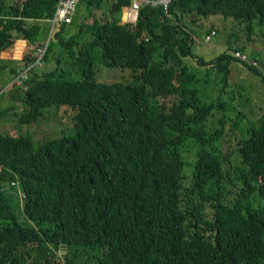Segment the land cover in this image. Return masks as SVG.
I'll return each mask as SVG.
<instances>
[{
	"label": "trees",
	"instance_id": "obj_1",
	"mask_svg": "<svg viewBox=\"0 0 264 264\" xmlns=\"http://www.w3.org/2000/svg\"><path fill=\"white\" fill-rule=\"evenodd\" d=\"M58 1L0 0V77L37 59L30 50L45 47ZM130 5L81 0L85 20L51 31L43 62L54 68L34 67L17 90L20 126L64 108L73 133L38 142L0 133V264H264V106L237 130L249 97L228 118L222 93L232 65L264 84L233 52L262 54L229 34L226 51L206 60L193 40L228 26L249 41L264 0H172L168 14L144 5L121 23ZM104 68L124 80L102 82ZM211 79L216 102L203 97Z\"/></svg>",
	"mask_w": 264,
	"mask_h": 264
},
{
	"label": "rangeland",
	"instance_id": "obj_2",
	"mask_svg": "<svg viewBox=\"0 0 264 264\" xmlns=\"http://www.w3.org/2000/svg\"><path fill=\"white\" fill-rule=\"evenodd\" d=\"M6 5H10L14 3L17 0H4ZM171 4V3H170ZM79 5V4H78ZM85 8L82 6H79L74 15L72 20L76 21L75 24H80L82 21L85 20ZM84 18V19H83ZM92 20L91 18H86V23H90ZM213 21V20H212ZM215 22V20L213 21ZM51 26H49L48 36L46 39H43V42H45V47L48 43V40L50 38L51 32H50ZM75 32V29L73 30ZM77 31V30H76ZM213 31V30H212ZM211 32V31H209ZM207 32V33H209ZM216 33V31H214ZM241 30L238 31L233 27H228L225 31V34H219V37L212 40L211 43H217L219 40L223 41L225 43V38L227 39L229 34H232L233 41L231 44H236L239 46H242V44L251 45L250 48H254L262 54V57H264V24L262 26L255 25L253 30V35L251 36L250 40H246L247 37L241 34ZM206 34V33H205ZM203 35V33H201ZM200 42L202 43L203 38L198 37ZM237 38L238 42H235ZM204 46V44L201 45H195L194 44V51L197 52V50L201 49ZM33 48L30 50L35 51L36 48L32 46ZM40 46L39 48H41ZM226 51V50H225ZM29 51H26L25 53H28ZM243 53L247 57L253 58L243 51H234ZM197 54L201 57H203L206 60L213 59L220 55V51L218 49H214L210 52L211 57H208L206 55H201L199 52ZM20 61V60H17ZM187 63L194 67V69L197 68L196 63L191 61L190 59L186 60ZM262 61V60H261ZM61 67H66V65H61ZM38 71H48L52 68H54V63H48L44 64L42 60L41 66L36 67ZM105 69V70H104ZM100 73V79L102 82H119L124 80L123 74L119 72L118 69L115 68H104ZM31 69L27 71V79L20 85L17 86L13 79L17 77L18 75L7 78L6 76L0 77V87L2 86L0 90V111H5L7 108L13 107L8 114L5 116L1 115L0 117V133L2 132H9L10 134H23L25 136L31 137L33 141H43V140H50V139H57L60 138L63 135H71L73 133V121H72V113L70 111H66V109L61 108L59 109H49L45 114L44 117L41 119V121L38 124H35L28 128L29 126H20L18 124L17 119L12 118V115H14L15 112H19L20 105L17 100H15V96L18 89H21L24 87L25 82L28 80L29 72ZM107 70V71H106ZM207 70L200 69V72L205 74ZM230 75L229 79H227L226 89L225 93L224 90L223 93V100L228 104V112L227 116L228 118L234 117L236 114V111L238 109V103L243 101L246 97H249V101L245 102L243 105H240L241 112V118L236 123V129H244V131L251 125L256 124L258 119L260 118L261 114L263 113V96L262 92L264 90V84L259 81L257 76L254 74H251L247 71V69L240 68L238 69H232L229 68ZM217 79L213 81V79L210 80V82H207V84L204 86L203 90V97L207 100L216 102L217 98L221 96L219 87H217ZM25 90V89H24ZM23 90V91H24ZM240 93V94H238ZM228 130V128H226ZM229 133V131L227 132ZM227 139V136L224 140ZM226 143V142H225ZM225 143H219L215 145L214 153H219L222 151V148L225 149ZM211 148V149H213ZM192 161V160H190ZM235 162V161H234ZM233 162V163H234ZM227 171L229 172V175L233 178L234 174L231 171L230 168H227ZM65 253V249L61 248L58 251V254L61 255V258L63 257Z\"/></svg>",
	"mask_w": 264,
	"mask_h": 264
},
{
	"label": "built area",
	"instance_id": "obj_3",
	"mask_svg": "<svg viewBox=\"0 0 264 264\" xmlns=\"http://www.w3.org/2000/svg\"><path fill=\"white\" fill-rule=\"evenodd\" d=\"M136 1H137L136 3L131 4L129 9L125 11L127 16L129 15L137 16L139 10L138 3L141 2L142 0H136ZM143 2L151 8L160 7L166 14H168V8L172 0H143ZM78 3H80V0H59L58 4L55 7L53 17L49 20V22L52 25L70 23ZM128 18H129L128 21L130 22L135 21V17L131 18L129 16ZM215 35L216 33L214 31L210 32L204 37V41L209 42ZM36 53L38 55V59L36 60L35 65L41 66L44 49H38ZM233 55L237 59L244 62H248L251 66L261 69L264 74V65L258 59L249 58L245 54L239 52H235L233 53ZM27 71L28 69L20 72L13 82L16 85H21L27 79ZM0 171H1V167H0Z\"/></svg>",
	"mask_w": 264,
	"mask_h": 264
},
{
	"label": "crops",
	"instance_id": "obj_4",
	"mask_svg": "<svg viewBox=\"0 0 264 264\" xmlns=\"http://www.w3.org/2000/svg\"><path fill=\"white\" fill-rule=\"evenodd\" d=\"M123 14L124 13H122V15H121V19H120V22L121 23H123L122 22V17H123ZM126 14V13H125ZM131 18H133V17H135V19H136V16L135 15H129ZM129 16H127V14H126V21L128 22V20H129ZM48 24V23H47ZM49 25V24H48ZM214 31V30H213ZM208 33H206V34H203V35H201V36H199V37H201V38H203V41H202V43L200 42V40H199V38L198 37H193V40H194V42H195V45H201V44H204V46L201 48V49H199V50H197V52H199L201 55H206V56H208V57H211V56H209L210 55V52L212 51V50H214V49H218L219 51H220V53H222L223 51H225L226 50V47H227V44H226V42L224 43L223 41H221V40H219L217 43H211L212 42V40H214L215 38H217V37H219V34L216 32V35L209 41V42H205L204 41V37L207 35ZM36 48V47H35ZM42 48H45V47H42ZM38 49H41V48H36L35 49V51L37 52V50ZM259 52V51H258ZM262 58L263 57H260V59L259 60H262ZM52 61L50 60L49 62H46V63H44V64H48V63H51ZM52 64H53V62H52ZM232 67H235L236 69H238V67L239 66H236V65H232Z\"/></svg>",
	"mask_w": 264,
	"mask_h": 264
},
{
	"label": "bare ground",
	"instance_id": "obj_5",
	"mask_svg": "<svg viewBox=\"0 0 264 264\" xmlns=\"http://www.w3.org/2000/svg\"><path fill=\"white\" fill-rule=\"evenodd\" d=\"M59 2V1H58ZM80 2H81V0H80ZM137 1L136 0H131V4H133V3H136ZM58 4V3H57ZM79 4V3H78ZM78 4H77V6H78ZM139 4V9L141 8V7H143L144 5H146L144 2H143V0L141 1V2H139L138 3ZM77 6H76V9H77ZM76 9H75V11H76ZM74 15V14H73ZM53 17V16H52ZM51 17V18H52ZM50 18V19H51ZM72 18H73V16H72ZM50 19H48V20H46V23H48L49 24V26H51V29H50V32L53 30V28H54V26H56V25H52L50 22H49V20ZM71 22H72V20H71ZM70 22V23H71ZM70 23H65V24H70ZM41 49H44V53H45V48H41ZM35 56H36V58L38 59V55H37V53H36V51H35ZM43 56H44V54H43ZM43 56H42V60H43ZM36 59V60H37ZM36 60L32 63V64H30L29 66H27L24 70H29V69H33L34 67H37V65H35V62H36ZM19 75V74H18ZM16 79V77L13 79V81ZM17 86H20V85H17Z\"/></svg>",
	"mask_w": 264,
	"mask_h": 264
},
{
	"label": "water",
	"instance_id": "obj_6",
	"mask_svg": "<svg viewBox=\"0 0 264 264\" xmlns=\"http://www.w3.org/2000/svg\"><path fill=\"white\" fill-rule=\"evenodd\" d=\"M125 18H126V14L124 13V14H123V17H122V22H126V19H125ZM63 256H64V255H63Z\"/></svg>",
	"mask_w": 264,
	"mask_h": 264
},
{
	"label": "clouds",
	"instance_id": "obj_7",
	"mask_svg": "<svg viewBox=\"0 0 264 264\" xmlns=\"http://www.w3.org/2000/svg\"><path fill=\"white\" fill-rule=\"evenodd\" d=\"M22 72V71H21Z\"/></svg>",
	"mask_w": 264,
	"mask_h": 264
}]
</instances>
